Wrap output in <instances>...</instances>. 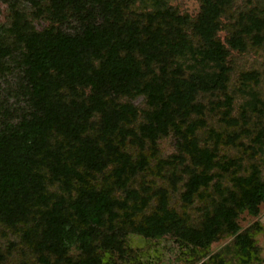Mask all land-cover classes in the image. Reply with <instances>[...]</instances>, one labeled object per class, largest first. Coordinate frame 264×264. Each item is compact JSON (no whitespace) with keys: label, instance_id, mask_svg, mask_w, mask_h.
Instances as JSON below:
<instances>
[{"label":"trees","instance_id":"trees-1","mask_svg":"<svg viewBox=\"0 0 264 264\" xmlns=\"http://www.w3.org/2000/svg\"><path fill=\"white\" fill-rule=\"evenodd\" d=\"M198 1L0 0V264L264 263V0Z\"/></svg>","mask_w":264,"mask_h":264},{"label":"rangeland","instance_id":"rangeland-1","mask_svg":"<svg viewBox=\"0 0 264 264\" xmlns=\"http://www.w3.org/2000/svg\"><path fill=\"white\" fill-rule=\"evenodd\" d=\"M245 0H239L238 5L241 6ZM171 6L179 10L180 13H188L196 17L200 12V2L198 0H171ZM9 9L7 4H2V11L0 14V26L8 23ZM221 39L226 38V33H220ZM257 67L264 65V57H259ZM264 67V66H263ZM4 84L0 82V92L4 89ZM264 87V86H263ZM138 106H143L144 102L140 98L134 101ZM163 151L166 155L175 152L176 143L173 139H167L161 143ZM260 221L264 225V205L260 206L259 217H253L247 212L242 213L239 219V224L242 231L251 227L254 223ZM234 237L225 240L218 244L211 250L209 255H213L221 251L225 246L232 242ZM257 244L261 248V255L264 257V231L258 233L256 236ZM129 244L137 252V257L123 264H188L187 255L183 249L179 247L173 239L164 238L161 240H148L144 237L131 235L129 237ZM206 259L197 261L195 264H201ZM264 264V263H263Z\"/></svg>","mask_w":264,"mask_h":264}]
</instances>
